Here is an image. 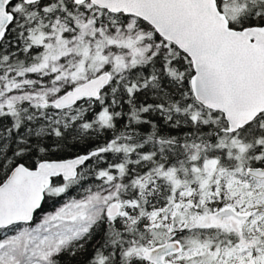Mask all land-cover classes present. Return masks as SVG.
Wrapping results in <instances>:
<instances>
[{"label": "snow or ice", "instance_id": "obj_1", "mask_svg": "<svg viewBox=\"0 0 264 264\" xmlns=\"http://www.w3.org/2000/svg\"><path fill=\"white\" fill-rule=\"evenodd\" d=\"M0 264H264V0H0Z\"/></svg>", "mask_w": 264, "mask_h": 264}]
</instances>
